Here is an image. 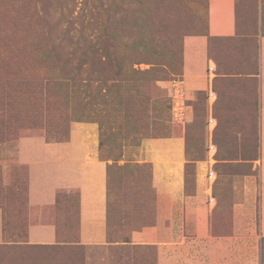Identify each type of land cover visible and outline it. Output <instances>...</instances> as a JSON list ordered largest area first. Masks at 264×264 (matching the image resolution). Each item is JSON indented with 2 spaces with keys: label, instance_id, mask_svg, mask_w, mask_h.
<instances>
[{
  "label": "rangeland",
  "instance_id": "rangeland-1",
  "mask_svg": "<svg viewBox=\"0 0 264 264\" xmlns=\"http://www.w3.org/2000/svg\"><path fill=\"white\" fill-rule=\"evenodd\" d=\"M233 15V35L209 38L208 0H0V264H264V0H234ZM201 36L196 74L185 49L201 46ZM76 123L96 126L98 157L109 166L100 247L76 245L74 191L60 194L54 213L28 208L25 169L15 162L19 139L67 141ZM173 138L184 141V193L198 197L172 225L167 219L161 242L129 244L134 233L157 238L161 179L147 150ZM205 214L208 230L197 232ZM40 221L56 225L57 243L23 244L27 226Z\"/></svg>",
  "mask_w": 264,
  "mask_h": 264
},
{
  "label": "crops",
  "instance_id": "crops-1",
  "mask_svg": "<svg viewBox=\"0 0 264 264\" xmlns=\"http://www.w3.org/2000/svg\"><path fill=\"white\" fill-rule=\"evenodd\" d=\"M233 4L234 0H208L207 34L209 36L228 37L233 35L235 31ZM194 40H199L201 46L185 49V61H187L185 66L191 62L190 67H195L193 72L197 74L204 53L202 41L205 46L206 37L201 36ZM258 80L260 224L257 237L259 249L261 247H259V242L261 238H264V37L261 38L259 49ZM186 82L187 86H190L193 80L190 82L189 78ZM210 93L213 94L211 98L209 97L212 105L216 96L214 92L209 91ZM212 121L211 130L215 123L214 119ZM159 142L147 150L149 162L152 164L153 179L155 181L159 176L161 179L160 189L158 188L160 209L157 226L159 233L157 238L154 236V239L150 235H142L141 233L136 235L134 233L135 235H131V243L129 244L145 243L143 241H148V243L161 242L164 239V231L168 230L169 227L167 219L172 225L176 221L174 220L176 216L182 215L185 204L198 197L186 196L184 193L183 139L173 138ZM208 144H211V139H209ZM98 150L96 126L94 124L76 123L72 125L67 141L45 142L41 138H23L17 141L15 152L16 164L25 169L27 207L33 210L39 209V217L43 214L54 213L62 205L63 202L59 193L72 191L76 193V245L86 248L107 245L106 162L99 159ZM212 157L211 154L209 156L210 162H213ZM211 179L212 182L214 180L213 175ZM207 194H211L210 190L207 191ZM211 204H214V199ZM167 207H169V212H167ZM2 223L3 214L0 209V243L3 242ZM208 226V214L202 215L196 220L197 232L207 231ZM56 243L57 227L54 223H42L40 221L27 226L26 240L23 244L50 246Z\"/></svg>",
  "mask_w": 264,
  "mask_h": 264
},
{
  "label": "trees",
  "instance_id": "trees-1",
  "mask_svg": "<svg viewBox=\"0 0 264 264\" xmlns=\"http://www.w3.org/2000/svg\"><path fill=\"white\" fill-rule=\"evenodd\" d=\"M208 35V34H207ZM208 37H209V35H208ZM210 38V37H209ZM132 73H134V74H137V75H139V74H142V73H140L139 71H135V70H133L132 69V71H131ZM146 73V72H145ZM144 74V73H143ZM128 75H130L129 73H128ZM106 175H107V180H106V192H107V198H108V175H109V166L108 165H106ZM63 193V192H62ZM60 194L61 193H59V197H60ZM1 211H2V214H3V223H2V232H3V234H4V230H5V223H4V211H3V209L1 208ZM26 237V236H25ZM262 241H264V238H261V240H260V242H262ZM262 248V247H261ZM262 258H263V255H262V251H261V253H260V263L262 262Z\"/></svg>",
  "mask_w": 264,
  "mask_h": 264
},
{
  "label": "built area",
  "instance_id": "built-area-1",
  "mask_svg": "<svg viewBox=\"0 0 264 264\" xmlns=\"http://www.w3.org/2000/svg\"><path fill=\"white\" fill-rule=\"evenodd\" d=\"M210 68H211V70L213 69L212 67H210ZM212 96H213V94L210 93L209 97L211 98ZM212 122H213L212 119H210L209 124L211 125ZM210 125H209V126H210ZM212 150H214V151L212 152ZM208 152H209L210 155L212 154V155L214 156V154H215V153H214V152H215V147H214L213 145L210 144V145L208 146ZM212 175H213V173H211L210 177H212ZM210 201L212 202L213 199H210ZM211 202H210V203H211Z\"/></svg>",
  "mask_w": 264,
  "mask_h": 264
}]
</instances>
